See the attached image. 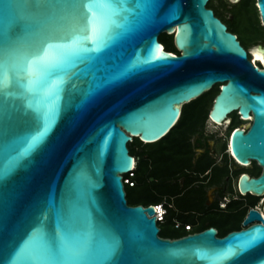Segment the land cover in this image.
Instances as JSON below:
<instances>
[{
	"label": "water",
	"instance_id": "95a60500",
	"mask_svg": "<svg viewBox=\"0 0 264 264\" xmlns=\"http://www.w3.org/2000/svg\"><path fill=\"white\" fill-rule=\"evenodd\" d=\"M207 3L0 0V264H264L256 210L220 238H161L154 206L128 205L122 182L127 144L161 140L219 85L209 121L250 122L227 149L261 168L237 192L264 193V47L251 50L259 68Z\"/></svg>",
	"mask_w": 264,
	"mask_h": 264
},
{
	"label": "flooded vegetation",
	"instance_id": "af4514ba",
	"mask_svg": "<svg viewBox=\"0 0 264 264\" xmlns=\"http://www.w3.org/2000/svg\"><path fill=\"white\" fill-rule=\"evenodd\" d=\"M221 1L224 8L229 9L231 5L236 4L239 0L236 2L231 0ZM208 5L209 0L206 8L213 11L214 16L226 26L229 33L236 36V39L241 44L238 34L230 29L229 21L232 20V14L229 11L223 12L226 15L225 21L228 20L227 23L216 14L215 9L208 8ZM161 36L171 37V48L160 41ZM158 42L166 52L177 56L180 55L174 45V33L167 34L162 32L158 36ZM241 46L245 49L250 61L252 59L250 47L245 48L242 44ZM258 46L264 47V44L257 42L253 48L256 49ZM255 64L259 68L263 67L260 62ZM214 87H219V85ZM228 118V123L220 126L216 125L215 128L209 119L206 120L202 127H197L196 133L177 147V153L169 158L162 159L160 165L161 174H159L164 185L162 201L159 205L170 206L167 209L166 216L168 215V210L174 209L177 204L186 209L182 214L191 216L196 213V219L202 218L201 220H203L208 218L206 217L207 214L216 213L219 215V219H216L215 225L207 226L204 229L214 228L218 238L225 231V234H227L231 231L243 229L242 222L249 210H256L260 216L261 213L264 214V193L260 197L250 194L241 196L236 189L237 181L235 189L232 190L231 188L234 174H237V180L242 174H246L249 177H258L261 173V168L254 161L243 165L242 168L234 165V160L227 149L228 138L225 141V149L222 148L226 131H229V137L234 126L244 128V124L250 123L241 121L240 116L236 112L229 115ZM159 148L167 150L168 145L164 143ZM146 152L147 156H149L148 154L152 150L147 149ZM147 161L149 169H151L152 159L148 157ZM174 191L175 193H172ZM224 199H226L225 207L220 209L219 203ZM176 212H179V210ZM172 221L173 224L176 222L180 225L185 224L176 219ZM197 223L189 224L192 230V232L190 231L191 234L200 229ZM253 223L258 222L254 221Z\"/></svg>",
	"mask_w": 264,
	"mask_h": 264
},
{
	"label": "trees",
	"instance_id": "16d2710c",
	"mask_svg": "<svg viewBox=\"0 0 264 264\" xmlns=\"http://www.w3.org/2000/svg\"><path fill=\"white\" fill-rule=\"evenodd\" d=\"M208 8L214 9L211 0H209ZM215 11L216 14L224 21L226 15L223 13V11H229L232 14V20L229 21L230 29L232 30V32L238 34L240 42L245 48H248L251 44L257 42L264 44V29L262 28V26H260L259 15L256 6L253 3V0H239L236 4L231 5L229 9L224 8V5L221 4ZM225 22L228 23V20ZM243 34H248L249 38H243ZM160 41L164 42L167 47L171 48V37L161 36ZM218 89L219 87H214L210 91L202 94L197 99L190 101L186 105H183L177 122L161 140L152 144H143L137 138H134L132 139V142L127 144L129 154L134 158L136 162L135 168L133 172H131L132 175L124 176V178H126V180H128V182L131 184H124V190L126 193L128 205H141L143 207H146L149 205L157 206L161 203L162 195L164 192V185L161 181V176H159L162 159L169 158L173 154L177 153V147L180 146L183 142H186V140L192 135H194L197 131V127H202L204 125V123L208 119V112L215 95L218 93ZM235 128H237V126H234L233 130ZM164 143L168 145L167 150L159 148V146ZM148 146L153 147L152 152L148 154L149 156H147L146 152ZM148 157L152 159V168L145 171L144 174H142V177L149 176L155 178L154 184L151 185V190L153 192L150 195L145 194L143 196H140L139 198L129 200L127 189H132L136 186L137 183L141 184L143 182L141 175L138 176V171L141 168V164L148 163ZM172 193H175V191ZM176 207L179 208L178 204L176 205ZM184 225L189 224L185 223ZM175 230L176 231L173 233H167L163 232L160 229L159 237L177 239L187 234V232L183 228ZM190 231L192 232V230ZM224 235L225 233H222L221 237Z\"/></svg>",
	"mask_w": 264,
	"mask_h": 264
},
{
	"label": "rangeland",
	"instance_id": "374dc122",
	"mask_svg": "<svg viewBox=\"0 0 264 264\" xmlns=\"http://www.w3.org/2000/svg\"><path fill=\"white\" fill-rule=\"evenodd\" d=\"M212 1V6L215 10H217L219 8V5L222 4L221 0H211ZM254 5H256V1L253 0ZM224 12V11H223ZM260 26H262V28L264 29V25L260 22ZM243 38L248 39L249 35L248 34H243ZM257 43H253L250 45V50L253 49V47L256 46ZM210 111V110H209ZM209 113V112H208ZM246 125H248L247 123L244 124V128L246 127ZM228 132H225V137H224V141L222 142V148L224 149V145H225V141L228 138ZM148 150H153L152 146H148L147 147ZM149 169V165L148 163H143L141 164V168L138 171V176L141 175V177L143 176L142 174H144L145 171H147ZM161 171L159 170V174ZM160 176V175H159ZM237 174H234L232 177V184L233 187L235 189V184L237 181ZM143 182L141 184L137 183L136 186L132 189H127V193H128V199L132 200V199H136L139 198L140 196H143L145 194H151L153 191L151 190V185L154 184L155 182V178L153 177H142ZM139 181V180H138ZM163 183V182H162ZM174 214V210H168V215L165 217V222L158 224V227L163 231V232H167V233H173L176 230L173 227V221L171 219V215ZM190 217L193 218V222L195 223V220H201L202 218L196 219V213L192 214ZM206 217H210L212 219H214L213 221L216 222V219H219V215L216 213H209L206 215ZM225 225H229V224H225ZM219 226V225H218Z\"/></svg>",
	"mask_w": 264,
	"mask_h": 264
},
{
	"label": "built area",
	"instance_id": "2783aa9c",
	"mask_svg": "<svg viewBox=\"0 0 264 264\" xmlns=\"http://www.w3.org/2000/svg\"><path fill=\"white\" fill-rule=\"evenodd\" d=\"M212 125H213L214 128L216 127L215 124L212 123ZM235 162H236V161H235ZM135 163H136V162H135V160H134V165H133V169H132L131 172H133V170H134V168H135ZM236 163H237V162H236ZM237 164H239V163H237ZM239 165H241V164H239ZM131 172H130L129 174H127V175H128V176H131V175H132ZM124 176H125V175L122 176V182H123V184H130V183L128 182V180H126V178H124ZM130 185H131V184H130ZM225 204H226V199H224L222 202L219 203V208H220V209H224ZM154 208L156 209L155 217H156V220H157V225L163 223V222L165 221V216H166V214H167V209L170 208V206L166 207V206H163V205H157V206H154ZM260 213H261V212H260ZM261 217H262V219H264V214L261 213ZM173 225H174V228H175V229L183 228V229L187 232L186 235L191 234V233H190L191 228H190L189 225H180V224L177 223V222L174 223Z\"/></svg>",
	"mask_w": 264,
	"mask_h": 264
},
{
	"label": "crops",
	"instance_id": "0c3cea01",
	"mask_svg": "<svg viewBox=\"0 0 264 264\" xmlns=\"http://www.w3.org/2000/svg\"><path fill=\"white\" fill-rule=\"evenodd\" d=\"M231 188H232V190H234V187H233V184H231ZM179 206V208L178 207H175L174 209H171V210H174V214H172L171 215V219L173 220V219H176V220H178V221H180V222H182V223H188V224H191V225H193V224H196L197 222V224L199 225V227H200V229L199 230H203L204 228H206L207 226H210V225H215V222L213 221L214 219H212V218H210V217H208V218H204L203 220H201V221H199V220H195V223L193 222V218L192 217H190V216H186V215H184V214H182V212H184L186 209L185 208H182V207H180V205H178ZM179 210V212H176V211H178ZM198 230V231H199ZM226 232V231H225ZM225 232H223V233H225Z\"/></svg>",
	"mask_w": 264,
	"mask_h": 264
},
{
	"label": "bare ground",
	"instance_id": "6f19581e",
	"mask_svg": "<svg viewBox=\"0 0 264 264\" xmlns=\"http://www.w3.org/2000/svg\"><path fill=\"white\" fill-rule=\"evenodd\" d=\"M254 50H256L255 48H253ZM251 55H252V60H253V62H254V64H255V60L256 59H254V56H253V54L251 53ZM259 61H260V59H258ZM249 126V123H248V125H246V127L245 128H247Z\"/></svg>",
	"mask_w": 264,
	"mask_h": 264
}]
</instances>
